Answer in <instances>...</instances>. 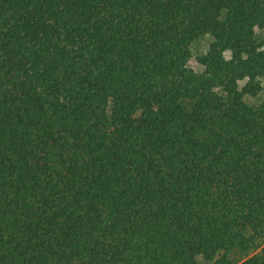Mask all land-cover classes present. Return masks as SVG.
Wrapping results in <instances>:
<instances>
[{
  "label": "trees",
  "instance_id": "16d2710c",
  "mask_svg": "<svg viewBox=\"0 0 264 264\" xmlns=\"http://www.w3.org/2000/svg\"><path fill=\"white\" fill-rule=\"evenodd\" d=\"M263 81L264 0H0V264H264Z\"/></svg>",
  "mask_w": 264,
  "mask_h": 264
},
{
  "label": "rangeland",
  "instance_id": "374dc122",
  "mask_svg": "<svg viewBox=\"0 0 264 264\" xmlns=\"http://www.w3.org/2000/svg\"><path fill=\"white\" fill-rule=\"evenodd\" d=\"M211 41V35L207 34L192 44V52L194 56L193 66L197 72H202L204 68L197 62L196 58L198 55L204 54L208 50ZM246 100L253 105H259L264 101V81L262 91L256 97L246 96Z\"/></svg>",
  "mask_w": 264,
  "mask_h": 264
}]
</instances>
